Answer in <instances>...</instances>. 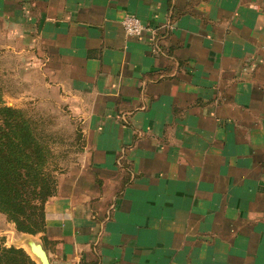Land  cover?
<instances>
[{"label": "crops", "instance_id": "obj_1", "mask_svg": "<svg viewBox=\"0 0 264 264\" xmlns=\"http://www.w3.org/2000/svg\"><path fill=\"white\" fill-rule=\"evenodd\" d=\"M0 59L82 125L49 264H264V0H0Z\"/></svg>", "mask_w": 264, "mask_h": 264}, {"label": "trees", "instance_id": "obj_2", "mask_svg": "<svg viewBox=\"0 0 264 264\" xmlns=\"http://www.w3.org/2000/svg\"><path fill=\"white\" fill-rule=\"evenodd\" d=\"M38 129L21 111L0 106V213L34 235L44 230V205L57 189V168L45 167L50 154L38 147ZM0 264L35 262L23 249L2 246Z\"/></svg>", "mask_w": 264, "mask_h": 264}, {"label": "rangeland", "instance_id": "obj_3", "mask_svg": "<svg viewBox=\"0 0 264 264\" xmlns=\"http://www.w3.org/2000/svg\"><path fill=\"white\" fill-rule=\"evenodd\" d=\"M15 67L10 61L0 59V90L2 102L6 106L21 111L27 118L38 124V147L42 152H47L46 169L57 168L55 176L65 172L68 167L81 159V150L84 141L81 137L82 125L77 121L70 109L57 106L61 101H52L54 107L34 104L32 96L23 91L22 85L16 79ZM28 95V97H27ZM46 103V102H45ZM49 103V102H47ZM44 137H47L44 139ZM17 225L7 216L0 213V248L16 247L23 249L28 256L26 240L17 230ZM34 235V234H32ZM41 244V243H40ZM23 247V248H22ZM29 257V256H28ZM30 258V257H29ZM38 263V262H36Z\"/></svg>", "mask_w": 264, "mask_h": 264}, {"label": "water", "instance_id": "obj_4", "mask_svg": "<svg viewBox=\"0 0 264 264\" xmlns=\"http://www.w3.org/2000/svg\"><path fill=\"white\" fill-rule=\"evenodd\" d=\"M20 236L25 238V245L29 250L28 256L31 258L32 261L35 262V264H49L46 252L43 249L42 244H40L37 238L33 237L34 235L29 233H21ZM13 248L17 249L16 247Z\"/></svg>", "mask_w": 264, "mask_h": 264}, {"label": "built area", "instance_id": "obj_5", "mask_svg": "<svg viewBox=\"0 0 264 264\" xmlns=\"http://www.w3.org/2000/svg\"><path fill=\"white\" fill-rule=\"evenodd\" d=\"M121 25L124 33L128 37L141 38L142 35L148 31V27L133 15L125 16L121 21Z\"/></svg>", "mask_w": 264, "mask_h": 264}]
</instances>
